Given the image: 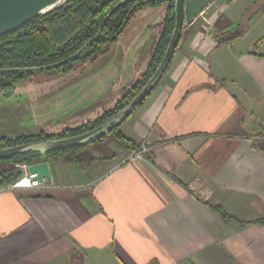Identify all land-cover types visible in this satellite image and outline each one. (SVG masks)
Wrapping results in <instances>:
<instances>
[{"label":"crops","instance_id":"0c3cea01","mask_svg":"<svg viewBox=\"0 0 264 264\" xmlns=\"http://www.w3.org/2000/svg\"><path fill=\"white\" fill-rule=\"evenodd\" d=\"M221 1L204 12L211 25L183 27L166 74L121 124L147 148L140 158L121 146L83 165L46 161V188L0 189V264H264V151L253 146L264 131V10L219 45L254 2L234 17Z\"/></svg>","mask_w":264,"mask_h":264},{"label":"trees","instance_id":"16d2710c","mask_svg":"<svg viewBox=\"0 0 264 264\" xmlns=\"http://www.w3.org/2000/svg\"><path fill=\"white\" fill-rule=\"evenodd\" d=\"M121 1L123 0H72L52 13L40 16L24 24L19 29L0 37V69L43 66L67 58L97 33L108 12ZM147 4L152 6L166 5L165 16L160 24L161 32L159 38L152 49L151 58L146 71L134 85L116 101L112 108L103 111L94 119L75 128H66L58 133L51 134L41 131L37 134L0 137V148L34 141L69 137L83 133L102 124L127 105L144 86L160 63L174 27V0H158ZM143 5H145V3L142 1H131L121 5L106 21L101 36L97 41L88 46L76 60L54 70L68 73L72 70V63L84 61L85 59L92 61L105 53L108 49V45L115 42L123 32L124 29L119 33L123 23L127 21L126 27L136 10ZM134 6L135 8L133 9ZM253 7L254 8H251L253 11L249 8L242 21L237 23L236 28L239 29L238 31L232 33L231 31L228 32L227 29L229 27H227L223 32L219 33V45L230 43L242 37L248 30L250 19L264 10V0H256ZM181 37L178 45L181 41ZM26 75L27 74L0 75V93L7 98L13 95L15 83L22 80ZM120 127L121 125L113 127L108 135L95 143L102 142L106 138H112L127 151L138 152L141 150L142 146L135 144L125 137L121 133ZM260 136L262 139H255L253 141V146L264 151V131L260 133ZM91 145L92 144L53 151L45 155L27 153L0 160V189L9 186L18 178L19 173L14 168L16 164H32L44 161L55 162L64 159L74 162L75 164L83 165L84 163L93 161V159H91L88 162H84L79 157L81 152ZM212 208L219 213L223 221H235L240 225H244V223L237 221L233 216L227 214L221 207ZM258 222L264 223V218L258 220Z\"/></svg>","mask_w":264,"mask_h":264},{"label":"rangeland","instance_id":"374dc122","mask_svg":"<svg viewBox=\"0 0 264 264\" xmlns=\"http://www.w3.org/2000/svg\"><path fill=\"white\" fill-rule=\"evenodd\" d=\"M221 2L228 4L229 12L236 17L244 0ZM254 2L249 6L250 9L254 8ZM158 12L157 6L149 4L138 8L121 37L110 43L107 51L96 59L74 62L68 73L56 70L29 73L15 83L13 95L7 98L0 93V137L36 134L40 131L58 133L66 128H75L112 108L145 71L160 25L149 32L144 30L149 23L163 20L164 14L159 16ZM245 15L246 12L242 17ZM237 23H232L229 28ZM254 28L242 44L252 40L257 31V27ZM238 30L235 28L231 33ZM137 38L140 42L131 60L127 51ZM260 42L263 43L260 51H264V39ZM121 148L117 141L106 138L82 151L79 157L84 162L93 158L112 159ZM14 168L19 173L15 180L18 181L21 171L16 165Z\"/></svg>","mask_w":264,"mask_h":264},{"label":"water","instance_id":"95a60500","mask_svg":"<svg viewBox=\"0 0 264 264\" xmlns=\"http://www.w3.org/2000/svg\"><path fill=\"white\" fill-rule=\"evenodd\" d=\"M70 1L72 0H0V37L19 29L24 24L40 16H45L49 13H52L53 11L61 8ZM131 1H142L143 3L147 4L156 2L158 0H123L108 12L103 22L101 23L97 33L90 39H88L82 46H80L78 50H76L67 58L59 62L43 66L0 69V75L29 74L50 71L76 60L88 46H90L100 38L102 29L110 16L121 5ZM215 1L216 0H174V27L160 63L156 67L153 74L149 77L147 82L144 84V86L135 95V97L109 119L90 130L73 136L34 141L0 148V160L27 153L45 155L53 151L90 145L108 135L113 127H118L125 120H127L158 86L174 56L183 27L193 24L198 19V17L202 13H204ZM134 8L135 6L133 7V9ZM126 22L127 21L123 23L122 27L119 30V33L124 29ZM236 26L237 24L231 28H228L227 31H232L234 28H236ZM28 172L30 174H35L36 176L34 179L36 180H51L49 164L46 161L31 164L28 167Z\"/></svg>","mask_w":264,"mask_h":264},{"label":"built area","instance_id":"2783aa9c","mask_svg":"<svg viewBox=\"0 0 264 264\" xmlns=\"http://www.w3.org/2000/svg\"><path fill=\"white\" fill-rule=\"evenodd\" d=\"M203 15L204 13H202L198 17V19H201L204 23L211 25V23ZM145 152H147V148L144 145H142L141 150H139L138 152H134V154H132L129 160L140 158ZM30 165L31 164H26V163L16 164V167H18L21 171V178L18 181L13 182L7 187L12 188V189H18V188L43 189V188H46L50 181L47 179H40V180L34 179L36 175L30 174L28 172V167Z\"/></svg>","mask_w":264,"mask_h":264}]
</instances>
